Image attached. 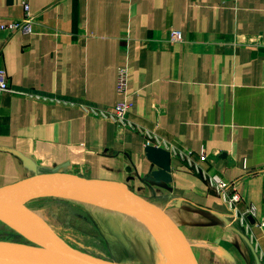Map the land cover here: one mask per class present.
Returning a JSON list of instances; mask_svg holds the SVG:
<instances>
[{"label": "crops", "instance_id": "0c3cea01", "mask_svg": "<svg viewBox=\"0 0 264 264\" xmlns=\"http://www.w3.org/2000/svg\"><path fill=\"white\" fill-rule=\"evenodd\" d=\"M26 13L33 33L0 30V188L64 164L164 208L186 264H264V0H0V23ZM124 66L123 128L84 108L120 98ZM210 175L240 181L233 222Z\"/></svg>", "mask_w": 264, "mask_h": 264}, {"label": "water", "instance_id": "95a60500", "mask_svg": "<svg viewBox=\"0 0 264 264\" xmlns=\"http://www.w3.org/2000/svg\"><path fill=\"white\" fill-rule=\"evenodd\" d=\"M146 150L154 156V163L163 174L168 171L167 151L154 146H147ZM47 197L78 200L95 207L148 214L166 232L161 238L168 253V264H186V251L180 233L164 208L136 195L124 183L89 179L63 172L36 175L0 188V223L22 239H0V264H130L81 250L53 231L28 206L31 201Z\"/></svg>", "mask_w": 264, "mask_h": 264}, {"label": "rangeland", "instance_id": "374dc122", "mask_svg": "<svg viewBox=\"0 0 264 264\" xmlns=\"http://www.w3.org/2000/svg\"><path fill=\"white\" fill-rule=\"evenodd\" d=\"M39 154L36 155L38 162L46 164L42 154ZM54 166L60 172L69 173L65 172L64 164ZM28 206L53 231L81 250L130 264H168V253L158 243V240L163 243L166 232L153 217L139 221L133 211L95 207L83 201L59 197L40 198L29 202ZM0 239L22 240L1 223Z\"/></svg>", "mask_w": 264, "mask_h": 264}, {"label": "built area", "instance_id": "2783aa9c", "mask_svg": "<svg viewBox=\"0 0 264 264\" xmlns=\"http://www.w3.org/2000/svg\"><path fill=\"white\" fill-rule=\"evenodd\" d=\"M35 24V15H30L26 13V15L17 20H9L5 21L4 23H0V30H5L7 32H22V33H33V25ZM170 41L174 42H181L182 35L178 30H171L170 33ZM128 84V70L127 67H121L118 71L117 75V83H116V90L117 94L119 95V99L114 102L110 106H103V107H94L90 106L88 108H84L88 113L92 114L93 116L103 118L105 120H112L117 124H120L121 127L124 126L133 127L134 123L130 119V109L132 103L129 101L130 93L128 92L127 88ZM4 91H14L8 81L3 70L0 69V94ZM121 130V128H118ZM152 137L150 134L146 133V140L145 144L150 146ZM160 143V141H159ZM158 142L155 144L156 146H160ZM162 147V146H160ZM170 155L174 154V151L171 148H166ZM188 152H185V155H188ZM210 186L216 192L220 201L225 205L227 211L232 218V222L236 219L235 210L238 204L242 200V196L239 190L240 181L239 180H232L228 181L221 176L217 175H210L208 178ZM230 221V223H232ZM259 227H264V223L261 222Z\"/></svg>", "mask_w": 264, "mask_h": 264}, {"label": "bare ground", "instance_id": "6f19581e", "mask_svg": "<svg viewBox=\"0 0 264 264\" xmlns=\"http://www.w3.org/2000/svg\"><path fill=\"white\" fill-rule=\"evenodd\" d=\"M122 212H128V211H122ZM133 212H135L134 214H136V218H137V220H150V216L148 215V214H145V213H141V212H136V211H133ZM152 225V224H151ZM142 227H144V226H142ZM147 227V226H146ZM146 227H144V228H146ZM149 227V226H148ZM148 233V232H147ZM158 243H159V245H160V240H158Z\"/></svg>", "mask_w": 264, "mask_h": 264}]
</instances>
